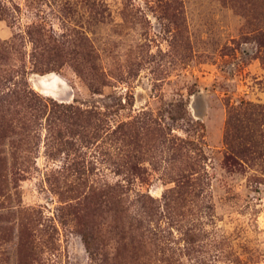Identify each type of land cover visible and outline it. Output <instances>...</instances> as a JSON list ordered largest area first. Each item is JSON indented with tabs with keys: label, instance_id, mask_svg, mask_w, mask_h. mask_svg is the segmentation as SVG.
Returning <instances> with one entry per match:
<instances>
[{
	"label": "rangeland",
	"instance_id": "obj_1",
	"mask_svg": "<svg viewBox=\"0 0 264 264\" xmlns=\"http://www.w3.org/2000/svg\"><path fill=\"white\" fill-rule=\"evenodd\" d=\"M0 264H264V0H0Z\"/></svg>",
	"mask_w": 264,
	"mask_h": 264
},
{
	"label": "trees",
	"instance_id": "obj_2",
	"mask_svg": "<svg viewBox=\"0 0 264 264\" xmlns=\"http://www.w3.org/2000/svg\"><path fill=\"white\" fill-rule=\"evenodd\" d=\"M25 75H26L25 70L22 71V72H18V74H17V76H23V78H25ZM24 83H25V85H27V81H26V79H25ZM89 85H90V88H91V84H90V83H89ZM27 86H28V85H27ZM30 92H31V90H29V91L23 90L22 92H20V96H21V98H22L23 100H27V99H29L27 93L29 94ZM65 107H67V110L70 111L71 114L74 112V111H73V108H74L73 105L69 104V105H67V106H65ZM75 110L77 111V109H75ZM80 112H82V111H80ZM79 114H80V113H79ZM88 114H90V112H88ZM76 116H77V115H76ZM92 116H93V114H92ZM80 117H81V115H80ZM84 118H86L88 124L92 123L90 117H84ZM91 125H92V124H91ZM91 125H88V126L91 127Z\"/></svg>",
	"mask_w": 264,
	"mask_h": 264
},
{
	"label": "bare ground",
	"instance_id": "obj_3",
	"mask_svg": "<svg viewBox=\"0 0 264 264\" xmlns=\"http://www.w3.org/2000/svg\"><path fill=\"white\" fill-rule=\"evenodd\" d=\"M42 77L40 78L39 83H37L38 88L44 91H50L51 90L50 88H53L55 83L54 85L52 84V78L49 76H46V78L45 77L42 78ZM48 84L50 85L49 89H48Z\"/></svg>",
	"mask_w": 264,
	"mask_h": 264
},
{
	"label": "water",
	"instance_id": "obj_4",
	"mask_svg": "<svg viewBox=\"0 0 264 264\" xmlns=\"http://www.w3.org/2000/svg\"><path fill=\"white\" fill-rule=\"evenodd\" d=\"M32 78L34 80V83L37 84V83H39L41 77L37 76V75H34Z\"/></svg>",
	"mask_w": 264,
	"mask_h": 264
}]
</instances>
